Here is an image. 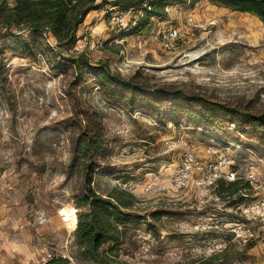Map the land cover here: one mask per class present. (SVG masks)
Wrapping results in <instances>:
<instances>
[{"label":"rangeland","instance_id":"rangeland-1","mask_svg":"<svg viewBox=\"0 0 264 264\" xmlns=\"http://www.w3.org/2000/svg\"><path fill=\"white\" fill-rule=\"evenodd\" d=\"M131 14L111 5L88 14L70 52L107 62L139 89L98 84L87 67L77 75L53 36L40 37L34 55L1 40L0 264H96L76 244L69 208L89 160L96 190L132 191L135 212L148 217L123 231L118 261L264 264V131L221 107L264 112V23L214 0L170 3L138 32L119 20ZM172 25L184 34L176 51L159 36ZM207 107L223 116L206 117ZM91 136L100 144L90 157L80 146ZM187 155L222 162L220 177L210 184L209 171H197L178 188L173 174Z\"/></svg>","mask_w":264,"mask_h":264},{"label":"trees","instance_id":"trees-1","mask_svg":"<svg viewBox=\"0 0 264 264\" xmlns=\"http://www.w3.org/2000/svg\"><path fill=\"white\" fill-rule=\"evenodd\" d=\"M175 1L187 0H0V43L3 38L13 39L34 55L40 54L43 49V43L39 38L53 36L56 39L57 53H61L60 58L70 60L77 75L81 76L87 67L91 71L95 70L94 73L100 81L98 84H108L114 88L118 86L131 90L139 89L140 85L131 78H124L111 72L107 62H99L92 66L90 58L83 51L77 54L70 51L77 45L80 38L79 29L93 10L111 5L141 11L137 23L129 28L132 32H138L151 22L154 16L164 15L166 6ZM214 1L241 12L252 13L264 23V0ZM28 34L31 38L27 37ZM63 52H67L68 56H63ZM221 107L225 115L232 113L235 119L248 124L251 129L264 131V112L252 113L228 104H221ZM202 111L207 113L206 117L210 119L223 116L215 108L208 110L207 107ZM99 144L98 140L91 136L80 146V150L84 155L91 157L90 150ZM85 168L84 186L82 191L75 195L76 208L69 207L70 218L73 222L75 220L76 244L83 257L96 264H132L117 260L114 245L120 240L131 221L142 219L148 221V217L146 214L135 212L137 196L132 191L115 187L110 193L103 194L92 185L94 178L92 160L86 162ZM152 215L155 216L156 212H152ZM214 258V255L211 256V261L214 262ZM61 261H65V258L53 256L45 264H59Z\"/></svg>","mask_w":264,"mask_h":264},{"label":"built area","instance_id":"built-area-1","mask_svg":"<svg viewBox=\"0 0 264 264\" xmlns=\"http://www.w3.org/2000/svg\"><path fill=\"white\" fill-rule=\"evenodd\" d=\"M129 11L133 12L128 19H125L124 16H121L119 19L120 22L124 27L131 28L134 26L138 21V13H141V11H136L134 9H129ZM183 31L182 29L177 25H172L169 27H165L162 30H160V40L162 43V46L168 50V51H176L180 48V44L182 42L183 38ZM76 47H79L76 45ZM222 162H214L210 163L207 167L205 164L199 162V160H196V158L192 155H187L180 165L177 166L173 177L174 181L176 183V186L178 188L185 187L195 174V172H200L208 170L209 175L206 174L205 176L208 178L209 183H214L220 176H219V169L221 167ZM199 173V174H200ZM206 173V172H205ZM236 178L235 173L231 172L228 179L234 180Z\"/></svg>","mask_w":264,"mask_h":264},{"label":"crops","instance_id":"crops-1","mask_svg":"<svg viewBox=\"0 0 264 264\" xmlns=\"http://www.w3.org/2000/svg\"><path fill=\"white\" fill-rule=\"evenodd\" d=\"M94 11H97V10H93V11H91V12L89 13V15L92 14V13H94Z\"/></svg>","mask_w":264,"mask_h":264}]
</instances>
